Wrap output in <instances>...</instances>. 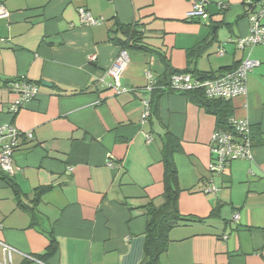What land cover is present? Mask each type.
<instances>
[{
  "label": "crops",
  "instance_id": "obj_1",
  "mask_svg": "<svg viewBox=\"0 0 264 264\" xmlns=\"http://www.w3.org/2000/svg\"><path fill=\"white\" fill-rule=\"evenodd\" d=\"M193 1L0 0L10 14L0 19V126L32 133L13 154V175L0 172V242L17 251L11 264H140L142 208L162 202L166 135L178 146V209L190 221L170 230L159 264H264V45H235L248 34L245 0H204L206 17L189 20ZM80 8L102 23L81 24ZM116 23L141 36V49H127L123 94L108 87L120 52L109 36ZM247 55L258 62L247 94L225 102L228 118L250 123L252 160L209 174L216 118L182 93H161L142 123L145 70L155 85L168 78L166 65L216 77ZM18 78L39 94L11 116L15 95L5 83ZM51 240L54 254L38 260Z\"/></svg>",
  "mask_w": 264,
  "mask_h": 264
},
{
  "label": "built area",
  "instance_id": "obj_2",
  "mask_svg": "<svg viewBox=\"0 0 264 264\" xmlns=\"http://www.w3.org/2000/svg\"><path fill=\"white\" fill-rule=\"evenodd\" d=\"M207 2L204 0H195L192 2L191 10L187 14L189 20H199L206 17L205 7ZM220 9L224 10L225 5L219 4ZM80 23L86 26H96L102 23L103 19L93 18L90 13L83 8L78 9ZM244 14L249 22L248 34L245 37L236 39L235 45L238 50H251L252 48L264 45V0L244 1ZM9 12L5 7L0 5V19L8 20ZM219 55L223 51L218 52ZM129 61L126 50L121 49L115 59L114 65L108 71L113 78V82L108 87L116 94H123L130 89L120 84V77ZM258 66V62L250 59L249 55L245 56L239 64L228 71L212 78L201 79L191 74L172 75L163 89L167 92L187 93L199 91L207 100L230 101L239 96L247 94V77L248 74ZM144 75L150 84L146 87L149 94L156 89L154 81H151L152 74L149 69L145 70ZM7 91L15 95V100L9 106V114L14 116L27 103L33 101L39 94V86L23 78H18L5 83ZM141 121L145 122L151 113L150 99L146 98L141 101ZM227 129H216L210 137L209 151L212 157L208 165L209 174H221L226 167L236 160H252L253 145L250 136V123L244 119L230 117L226 123ZM21 138L32 139L31 132H22L17 130L11 124L0 126V172L4 175L11 176L14 173L12 167V157L19 146ZM151 138L146 136V141ZM108 166H111L109 163ZM72 168H68L71 172ZM204 193L215 194V187H207ZM238 214L233 216L237 221ZM2 250V260L0 264H11L12 256L17 251L11 246L0 242ZM34 261V258L27 257Z\"/></svg>",
  "mask_w": 264,
  "mask_h": 264
},
{
  "label": "trees",
  "instance_id": "obj_3",
  "mask_svg": "<svg viewBox=\"0 0 264 264\" xmlns=\"http://www.w3.org/2000/svg\"><path fill=\"white\" fill-rule=\"evenodd\" d=\"M110 40L120 46V50L127 49H141L137 45L141 39L140 33L133 26H121L116 23L115 27L110 31ZM201 48L192 49L189 54L191 56L197 55ZM168 70V78L165 82L156 83V89L151 92L150 108L151 113L155 111L158 105L159 96L165 92L163 87L167 86L168 80L175 74H191L201 79H212L213 75L200 74L197 72H190L187 70L175 71L166 65ZM186 98L195 101L200 107L207 112L212 113L216 118V124L220 129H227L226 123L228 120L227 103L221 100H207L199 91H192L184 93ZM251 136V134H250ZM178 150L176 141L169 135L164 138L162 149V163H163V193L161 195V204L159 206L153 203L146 204L142 209L146 218L144 229V244L143 257L140 264H159L160 257L167 251L169 239L168 234L174 227L187 223L190 219L180 215L178 209V197L181 193L177 186V172L176 167L172 161V155ZM43 191V190H42ZM37 190V193H42ZM214 214V213H213ZM56 244L51 240L44 255L37 258L44 260L54 254Z\"/></svg>",
  "mask_w": 264,
  "mask_h": 264
},
{
  "label": "water",
  "instance_id": "obj_4",
  "mask_svg": "<svg viewBox=\"0 0 264 264\" xmlns=\"http://www.w3.org/2000/svg\"><path fill=\"white\" fill-rule=\"evenodd\" d=\"M42 86L49 88V87H51V84L47 83V82H42Z\"/></svg>",
  "mask_w": 264,
  "mask_h": 264
}]
</instances>
